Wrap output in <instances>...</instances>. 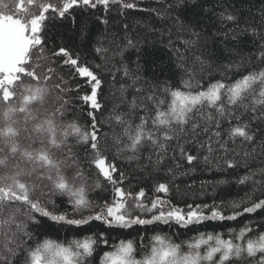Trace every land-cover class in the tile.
<instances>
[{"label": "trees", "instance_id": "1", "mask_svg": "<svg viewBox=\"0 0 264 264\" xmlns=\"http://www.w3.org/2000/svg\"><path fill=\"white\" fill-rule=\"evenodd\" d=\"M5 2L11 3L12 0ZM51 2L58 6L61 4V0ZM127 2L134 3L136 7L124 9L121 4H110L107 11L102 6L95 9L80 7L74 8L71 15L62 19L57 17L46 21L44 58L39 61L41 69L38 71L43 75L51 66L54 72L52 79L47 82L50 94L43 105L32 106L34 113L42 119L67 100L64 122L74 121L89 128L91 118L88 112L91 109L79 97L88 92L90 86L70 66L62 63V57L53 55L59 48H66L78 55L81 63H87L102 81L98 92L102 107L95 112L98 135L101 144L107 145L105 154L127 176L126 188L133 193L143 189L146 192L145 202L161 196L185 211L189 205L193 208L207 206L203 208L205 214H210L213 207H218L225 215H231L239 211L233 209L234 203L243 208L252 202L264 200V114L259 113V106L257 113L253 114L256 118L249 125L254 135L252 143L242 147L239 142L230 144L234 151L227 154L221 150L209 153L200 146V142H206L207 136L215 131L210 124L209 134H202L198 140H181L183 155L173 143L168 155L159 164H156V156L148 148L139 153L136 159H128L131 153L118 152L113 138L122 134V128L111 119L120 114L135 125L139 123L140 117H150L151 111H145L142 107L148 103L144 98L152 93L165 98L166 87L195 92L217 81L231 84L243 75L264 71V0ZM226 15H234L236 19L229 22L224 19ZM105 20L107 23L103 22ZM186 81H190V89L184 87ZM56 84H60L65 91L57 89ZM133 101L137 107H133ZM148 107L151 109V104ZM205 111L213 113L224 130L223 138H226L229 120L219 117L215 110ZM240 111L242 116L247 115L245 110ZM22 115L17 114V117ZM2 123L0 121V125ZM122 139L127 142L126 138ZM70 142L74 143V140ZM23 143L27 145L29 142L25 140ZM73 150L81 158L80 166L87 177L88 199L93 204H103L110 197V186L102 182V187L92 188L97 176L89 163L90 151L83 145H75ZM188 154L197 159L188 163ZM205 157L208 159L205 160ZM228 160L234 162V167L227 166ZM21 166H24L22 162ZM64 171L71 179L74 170L68 168ZM32 179L40 185L41 182L35 176ZM80 182L75 181L77 184ZM159 183L168 185L170 192L167 196L155 191ZM43 184L48 187L44 189L46 194L40 196V201L49 211L76 219L89 215V209L77 210L68 196L51 190V182L45 180ZM36 194L39 195V187ZM16 206H11V210ZM8 211L5 209L0 218L7 217ZM29 215L26 206H20L16 223L25 226L30 239L23 237L22 233L13 237L15 225L12 231L0 230V264H24L26 250L45 239L67 245L74 240L91 237L96 240L95 250L84 264H103L104 256L116 251L122 242L131 241L136 247L137 258L143 257L156 235L167 236L181 244L182 250H187V244L201 234L234 239L245 228L251 229V232L246 233V239H255L257 234H264V209L238 215L235 220L204 221L189 227L173 223L170 226L134 225L127 229L110 228L98 221L77 227L32 213L39 221L35 223L29 220ZM133 215L149 218L151 213L133 209ZM9 240L12 241L10 244ZM19 240L25 241L21 248L16 246ZM234 242L241 243L239 240ZM5 244L16 249V254L7 251ZM257 257L237 261L236 264H248L249 260L251 264H257Z\"/></svg>", "mask_w": 264, "mask_h": 264}, {"label": "snow or ice", "instance_id": "2", "mask_svg": "<svg viewBox=\"0 0 264 264\" xmlns=\"http://www.w3.org/2000/svg\"><path fill=\"white\" fill-rule=\"evenodd\" d=\"M110 4H121L124 9L136 7L127 0H61L59 6L51 0H12L11 3L0 0V121L3 122L0 125V215L5 209L9 210L7 217L0 218V230L12 231L15 225L13 237L22 233L23 237L31 238L25 226L16 223L20 206H26L30 213L29 220L35 223L39 221L32 213L77 227L98 221L110 228L123 229L134 225L170 226L173 223L189 227L204 221L235 220L238 215L264 209V200H260L243 208L234 203L233 209L239 211H234L231 215H225L218 207H213L210 214H205L203 208L207 206L193 208L189 205L185 211L161 196L145 202L146 192L143 189L133 193L126 188L127 176L105 154L107 145L101 144L98 135L95 112L102 107L98 99L102 81L87 63H81L79 56L66 48H59L53 55L62 57V63L70 66L90 86L89 91L79 98L91 109L88 112L91 130L78 122H64V105L67 100L42 119L34 113L32 106L43 105L50 94L47 82L52 79L54 72L51 66L43 75L38 71L41 69L39 61L44 58L46 21L57 17L62 19L71 15L74 8L80 7L95 9L102 6L107 11ZM224 19L231 22L236 17L226 15ZM103 22L107 23L106 20ZM55 87L65 91L60 84ZM184 87L190 89V81H186ZM164 93L165 98H160L155 93L144 98L148 103L142 107L145 111L150 110L151 116L140 117L139 123L135 125L120 114L111 117L122 128V134L114 137L113 143L118 152L131 153L128 159H136L139 153L148 148L156 156V164H159L168 155L173 143L183 155L181 140H198L202 134H209L210 124L215 131L207 136L206 142H200V146L209 153L221 150L227 154L234 151L230 144L239 142L242 147L252 143L254 135L249 125L256 118L253 114L257 113V106L259 113L264 114V71L243 75L231 84L217 81L195 92L166 87ZM133 107H137L135 101ZM206 109L215 110L219 117L229 120L226 138H223L224 130L219 121L212 112H206ZM241 109L246 111V116L241 115ZM17 114L23 115L17 117ZM232 121L236 123L233 124ZM122 137L126 138V143ZM25 140L29 142L27 145L23 143ZM73 140L74 143L70 142ZM75 145L86 146V150L90 151L89 163L97 176L91 187L100 188L103 186L102 182L110 186V197L103 204H93L87 197V177L80 166L81 158L73 150ZM148 159L151 162V156ZM186 159L188 163H192L197 157L188 154ZM226 163L228 167H234L232 160ZM68 168L74 170L71 179L64 171ZM33 176L41 182L39 186L33 181ZM45 180L51 182V190L68 196L77 210L89 209V215L80 219L69 218L64 214H54L42 206L40 196L46 194L44 189L48 187L43 184ZM77 180L81 182L75 183ZM38 187L39 195L36 194ZM155 191L167 196L170 189L167 184L159 183ZM13 205L17 206L11 210ZM133 209H139L142 213L150 212L151 216L144 218L133 215ZM248 232L251 229L245 228L234 239L201 234L187 244V250H182L181 244L173 242L167 236L156 235L148 253L141 258H137L136 247L131 241L122 242L116 251L104 256L103 264H236L237 261L257 257V254V264H264V234H257L255 239H246ZM234 240L241 243H235ZM11 242L9 240V244ZM24 243L23 240L17 241V248L23 247ZM95 245L96 240L91 237L74 240L67 245L45 239L34 248H28L23 260L24 264H84L93 255ZM5 248L13 255L16 254V249L10 248L8 244H5ZM248 264H251V260Z\"/></svg>", "mask_w": 264, "mask_h": 264}]
</instances>
